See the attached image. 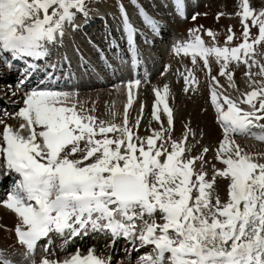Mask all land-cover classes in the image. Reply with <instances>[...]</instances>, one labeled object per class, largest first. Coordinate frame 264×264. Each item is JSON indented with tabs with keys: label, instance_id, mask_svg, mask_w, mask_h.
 Returning <instances> with one entry per match:
<instances>
[{
	"label": "snow or ice",
	"instance_id": "6c2138e0",
	"mask_svg": "<svg viewBox=\"0 0 264 264\" xmlns=\"http://www.w3.org/2000/svg\"><path fill=\"white\" fill-rule=\"evenodd\" d=\"M175 3L183 16V0ZM87 4L88 0H0V59L11 67L5 54L15 60L46 57L48 45L63 38L65 26L74 23L77 13L88 17ZM239 9L242 39L235 46L231 28L223 46L211 29L205 34L212 42L206 43L197 28L174 47L175 54L189 57L193 66L178 72L185 93L199 90V62L206 71L210 103L223 132L215 150L223 167L213 164L211 177L205 159L209 148L190 154L192 129L186 125L181 139L172 138L174 115L167 84L153 89L152 117L160 127L145 137L139 135L143 106L134 124L128 111L142 84L138 78L118 86L127 96L120 123L114 104L109 109L112 119L103 120L94 114L95 107L80 101L78 91L48 87L27 91L22 108L5 112L20 123L17 128L4 124L0 159L18 179L0 203L19 220L15 235L28 264H37L32 257L41 240L47 244L39 264H111V256L97 255L94 248L87 253L61 249L62 258L49 251L50 234L64 237L67 244L88 231H107L114 239L151 246L138 264H264V153L248 152L236 140L264 143V8L257 10L251 0H240ZM121 12L135 54V29L122 5ZM145 21L157 29L156 21L147 16ZM252 28L257 35H252ZM213 61L219 65L218 75H212ZM233 65L246 68L249 91L240 92ZM218 180L228 182L226 200L217 190ZM0 264L16 261L0 250Z\"/></svg>",
	"mask_w": 264,
	"mask_h": 264
},
{
	"label": "rangeland",
	"instance_id": "374dc122",
	"mask_svg": "<svg viewBox=\"0 0 264 264\" xmlns=\"http://www.w3.org/2000/svg\"><path fill=\"white\" fill-rule=\"evenodd\" d=\"M239 3L240 0H183L184 14L181 16L175 0H88V17L85 18L77 13L74 23L66 25L63 38H58L61 41L48 45L47 56L49 58L46 60L44 57L45 61L39 62L40 68L35 66L37 72L41 73V70L43 72L36 78L37 84H34L32 80L28 85H22L27 81V77L19 73L14 65L16 61L13 64L9 62L12 66L8 67L0 59V119L4 122L0 123V133L3 132L4 124L12 125L14 128L19 126L20 121L5 115V112L15 113L22 108L27 91L46 87L78 91L81 102H87L88 107H95V115L100 119L110 120L112 117L109 109L115 102L121 103V99L119 100L116 95L115 101L110 96L116 92L120 95L117 89L124 90L123 87H118L127 83L123 78L133 76L132 80L138 78L142 81L141 86L148 88L149 83L154 84L160 75L164 76L172 69V75L165 76V80L169 81L166 84L171 90L169 105L175 114L172 138L181 139L186 131L185 126H189L195 133V138L189 137L187 142L191 149L190 154L197 156L201 154L203 148H209L205 159L208 161L206 170L211 177L213 164L217 168L223 167L215 159V150L223 138V132L207 93L209 83L206 71L203 70V63L199 62L195 70L200 81L199 90L185 93L184 82L178 72H183L186 67L192 68L193 66L189 57H184L182 54L176 55L174 47L177 43L188 40L190 31L197 28L202 30V38L206 43L212 42L211 38L205 34L206 30L211 29L217 34V43L223 46L229 34V28L236 35L231 46L240 43L242 24L241 18L236 15L240 10ZM121 5L135 29V37H132L137 46L135 54L129 43V34L124 23ZM251 6L260 10L264 8V0H251ZM101 11L105 12L106 18L99 15ZM145 16L157 22L156 30H153L151 25L145 21ZM251 31L253 36L258 34L256 28H252ZM5 57L9 61V56L5 54ZM133 60L141 65L138 74H133ZM26 62L33 63L30 59ZM23 67L25 66L19 65V70ZM156 67H160L159 70H155ZM211 68L212 75H218L219 65L215 61L212 62ZM233 70L235 75H244L246 68L244 65L239 68L233 65ZM152 72H156L157 75ZM32 75L36 76V73ZM172 76L178 77L176 81L170 80L169 77ZM41 82L45 84L40 85ZM121 94L124 95V93ZM143 96L141 91H138L137 104L140 106L142 100L147 103L146 110L143 109L139 128L141 137L150 135L151 129L160 127L152 117L154 92L150 94L151 98L144 99ZM125 99L122 100L125 102ZM124 108L123 104H120L118 110L114 108L120 114L116 118L117 123L121 122ZM148 108L151 110L148 111ZM128 111L130 123L134 124L136 118L141 115L140 108L135 107ZM161 119L167 127L166 116L162 114ZM3 174L6 176L0 181V202L7 198L15 182L3 166V160L0 159V179ZM227 184L226 180L217 182V190L223 200L227 199ZM157 218L159 219V216ZM18 223L17 216L0 203V250H3L6 257L16 261V264H28L24 257L26 250L17 243L15 235V227ZM95 232L88 231L86 235L82 233L70 239L67 244L64 243V237L52 233L49 237L51 240L49 251L54 250L56 258H62L65 252L61 249L74 252L80 247L82 252L87 253L89 248H94L97 255L105 258L111 256V264H120V262L138 264L141 256L152 251L151 246L139 250L136 246L127 244L122 237L117 241L112 239L108 232L104 231L102 236ZM76 241L80 243V246ZM46 244L47 240H41L37 245L35 256L32 257L37 264L41 256L45 254L43 249Z\"/></svg>",
	"mask_w": 264,
	"mask_h": 264
},
{
	"label": "bare ground",
	"instance_id": "6f19581e",
	"mask_svg": "<svg viewBox=\"0 0 264 264\" xmlns=\"http://www.w3.org/2000/svg\"><path fill=\"white\" fill-rule=\"evenodd\" d=\"M168 4V3H167ZM110 14V13H109ZM99 15H103L105 18H106V14H105V12L104 11H101L100 13H99ZM65 28H66V26H65ZM67 30V29H66ZM68 34H70V31L68 30ZM135 36H133V38H134ZM57 41H61V39H57ZM56 41V42H57ZM129 43H130V38H129ZM131 44V43H130ZM131 47H132V49H133V46H132V44H131ZM136 43H135V50H137L136 49ZM138 52V51H137ZM46 57H48V56H46ZM137 63V62H136ZM33 68H35V66H33V67H29V73H31V76H35V75H32V74H35L36 73V75H39V72H37L38 70L35 68V69H33ZM159 68L160 67H156L155 68V70H159ZM136 69H135V67H134V71H135ZM168 70V69H167ZM169 71V70H168ZM154 72H152V74H153ZM160 73V72H159ZM162 73V72H161ZM171 73H173V71H172V69H171V71H169L168 73H165L164 74V76H162V75H160V78H158V79H156V81L154 82V84H150L149 83V85H148V88L147 87H140V90H138V91H141V94L142 95H144L143 96V98L145 99H148L149 97L151 98V96H150V94H152V92H154L153 91V89L154 88H163V86L166 84V82L168 83L169 81H167V80H165V76H169V74H171ZM157 75V73L155 72L154 73V75ZM172 75V74H171ZM33 78V77H32ZM134 77L133 76H130V77H126V78H123V80L124 81H126V82H128V80L129 79H133ZM170 78V80L171 81H176V79L178 78L177 76L175 77V76H172V77H169ZM167 79V78H166ZM33 79H30V81H32ZM220 81H221V83L222 84H224L225 86L227 85V81L225 80V78H223V77H220ZM235 81H236V84L238 85V87H239V89H240V92H244V91H249L250 89L248 88V86H247V83H246V78H245V76L244 75H235ZM102 85H104V83L102 84ZM50 88H52V87H50ZM117 91H119L118 93L120 94V95H118L117 94V92L116 93H114V94H112V96H110L111 98H113L114 99V101L116 100L115 98L116 97H118L119 98V100H120V102L121 103H119V102H115V108L118 110L119 109V107H120V104L122 105L123 104V106L126 104V100H127V96H126V92H125V90H120V89H117ZM207 93L209 94V86H208V89H207ZM121 93H124V95L122 96V94ZM145 93V94H144ZM171 93V92H170ZM23 95V94H22ZM111 95V94H110ZM115 95H116V97H115ZM137 95H138V93L136 94V97H135V99H134V102H133V105H132V107L129 109V110H131V109H133V108H135L136 107V109H139L140 108V111H141V107L143 106V109H144V111L146 110V108H147V103L146 102H144L143 100L142 101H140V103H141V105L139 106L137 103H138V100L136 101V98H137ZM145 95H146V97H145ZM233 95H239V93L238 92H233ZM125 97H126V99H125ZM125 99V102L123 101V100ZM151 100V99H150ZM124 102V103H123ZM148 102H149V100H148ZM154 103H155V96H154V102L152 103V105H154ZM151 105V106H152ZM150 107V106H149ZM246 107V106H245ZM151 109H149L148 108V111H150ZM153 110V109H152ZM173 115H175L174 114V112H173ZM244 139L245 138H242V137H237L236 138V140H237V143H239L240 144V146L242 147V148H244L246 151H248V152H252V153H264V143H262V142H258V141H256V140H249V139H246V141H244ZM197 168H199V163H197ZM9 174H10V176H11V178H13V176H14V174L15 173H13V172H9ZM5 176H6V174H3L2 176H1V179H0V181L1 180H3L4 178H5ZM95 232V231H94ZM105 232H107V231H105ZM98 233H100V235L102 236V235H104V231H96L95 232V234H98ZM109 233V232H108ZM109 235H111L110 233H109ZM112 236V235H111ZM63 238V237H62ZM126 242H127V244H132V245H134V246H136L137 248L136 249H138L139 248V250H141V249H144V248H146V247H148V246H141L140 245V242L138 241V240H136V241H132V240H128V239H126V238H124V237H122ZM112 239H114L113 237H112ZM117 239H119V238H115L114 240H117ZM118 241V240H117ZM41 242V241H40ZM40 242H38V244L40 243ZM76 243H77V241H76ZM77 244H79V246H80V243L78 242ZM79 249H81L80 247H78ZM82 250V249H81Z\"/></svg>",
	"mask_w": 264,
	"mask_h": 264
}]
</instances>
